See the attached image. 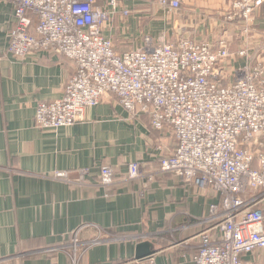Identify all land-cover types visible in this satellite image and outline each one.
<instances>
[{"label": "crops", "instance_id": "0c3cea01", "mask_svg": "<svg viewBox=\"0 0 264 264\" xmlns=\"http://www.w3.org/2000/svg\"><path fill=\"white\" fill-rule=\"evenodd\" d=\"M177 1L179 9L169 11L156 0H122L130 20L119 25L155 43L215 46L224 38L229 75L248 61L264 63V4L253 12L245 39L223 22L235 0ZM14 23L12 6L0 0V264H145L135 259L139 249L154 264H194L208 227L200 222L220 196L161 173L159 159L176 147L169 132L153 129L146 114L128 112L109 95L70 127L38 129L36 105L61 98L74 69L52 51L23 60L7 54ZM141 44L142 37L134 45ZM131 163L139 164L142 178L127 179ZM102 166L113 170L115 185H101Z\"/></svg>", "mask_w": 264, "mask_h": 264}, {"label": "built area", "instance_id": "2783aa9c", "mask_svg": "<svg viewBox=\"0 0 264 264\" xmlns=\"http://www.w3.org/2000/svg\"><path fill=\"white\" fill-rule=\"evenodd\" d=\"M121 1L7 0L15 23L6 53L23 60L37 50L52 51L74 69L61 98L36 105L35 126L70 127L106 95L132 114H146L151 127L168 131L176 144L159 159V171L220 196L200 222L208 227L192 262L254 264L249 259L264 251V63L246 62L229 75L224 64L232 54L224 38L211 46L187 39L155 43L143 35L141 45L132 42L117 53L105 29L129 16ZM156 1L163 10L180 7L177 0ZM263 4L235 0L223 22L248 39L252 14ZM245 45L240 58L246 57ZM126 175L132 181L143 177L137 163L129 164ZM99 179L105 187L116 184L109 166L100 168ZM76 246L74 237L73 253ZM148 264H154L151 257Z\"/></svg>", "mask_w": 264, "mask_h": 264}, {"label": "rangeland", "instance_id": "374dc122", "mask_svg": "<svg viewBox=\"0 0 264 264\" xmlns=\"http://www.w3.org/2000/svg\"><path fill=\"white\" fill-rule=\"evenodd\" d=\"M126 18L127 17H123L122 15H120V17L115 18L111 24H107L106 29H105L107 34L110 35V38H112L113 46L117 53H120L121 51L126 50L127 48L131 47L132 46L131 44L127 45L129 43H132V42H134L133 44H135L136 42L138 43L142 37L139 35V32L136 33L134 30L128 29L127 25L126 26L119 25V23L121 22L124 24L125 20L128 23V20H130V18L129 19H126ZM118 26H119V29L117 31ZM248 62L260 63V62H256V60H251ZM254 256L255 257L253 259H249L250 262H256L257 264H260L262 262L264 263V251L259 252L258 254ZM145 264H148V258L145 260Z\"/></svg>", "mask_w": 264, "mask_h": 264}, {"label": "water", "instance_id": "95a60500", "mask_svg": "<svg viewBox=\"0 0 264 264\" xmlns=\"http://www.w3.org/2000/svg\"><path fill=\"white\" fill-rule=\"evenodd\" d=\"M149 255H150V253L148 251H145L143 249H139L135 253V259L138 261H142V260L147 259L149 257Z\"/></svg>", "mask_w": 264, "mask_h": 264}, {"label": "trees", "instance_id": "16d2710c", "mask_svg": "<svg viewBox=\"0 0 264 264\" xmlns=\"http://www.w3.org/2000/svg\"><path fill=\"white\" fill-rule=\"evenodd\" d=\"M254 264H257L256 262H254ZM260 264H262V263H260ZM264 264V263H263Z\"/></svg>", "mask_w": 264, "mask_h": 264}]
</instances>
